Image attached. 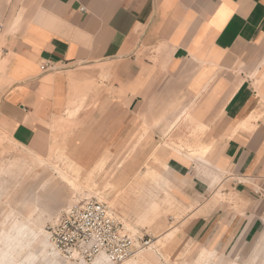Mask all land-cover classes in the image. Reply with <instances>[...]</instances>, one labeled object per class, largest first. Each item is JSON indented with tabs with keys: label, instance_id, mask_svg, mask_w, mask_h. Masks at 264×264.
Masks as SVG:
<instances>
[{
	"label": "crops",
	"instance_id": "0c3cea01",
	"mask_svg": "<svg viewBox=\"0 0 264 264\" xmlns=\"http://www.w3.org/2000/svg\"><path fill=\"white\" fill-rule=\"evenodd\" d=\"M70 112L86 166L104 154L139 152L146 161L156 153L176 198L198 200L210 181L189 153L208 149V165L239 197L257 200L264 0H0V131L41 151L57 144ZM138 165L148 166L124 167ZM208 209L189 213L197 215L183 231L191 247L228 249L247 235L255 212L206 217ZM25 226L12 227L2 247Z\"/></svg>",
	"mask_w": 264,
	"mask_h": 264
},
{
	"label": "rangeland",
	"instance_id": "374dc122",
	"mask_svg": "<svg viewBox=\"0 0 264 264\" xmlns=\"http://www.w3.org/2000/svg\"><path fill=\"white\" fill-rule=\"evenodd\" d=\"M76 118V113H68L66 128L57 144H49L41 151L21 147L0 131V247L3 236L16 224L23 223L52 243L51 257H56L59 264H97V257L85 259L78 250L62 253L51 240L54 227L72 206L93 199L114 210L124 233L144 237L149 242L120 264L141 256L140 264H264V200L260 202L257 196V200L248 202L239 197L230 185V178L208 165L205 160L208 149L205 154L189 153L192 159H199L201 167L197 169L210 181L207 195L198 200L178 199L179 194L171 191V175L155 158L156 153L147 155L146 168L124 167L128 163L146 162L145 157L140 161L139 152L104 154L100 161L84 165L76 156L79 152L74 150ZM151 170L157 172V179L150 178ZM198 205L209 207L206 217L222 211L245 215L253 206L249 232L228 249L191 247L183 231L186 222L197 216L189 213ZM204 251L213 256H201ZM30 254L37 256L33 264H47L36 244L18 248L10 262L28 264Z\"/></svg>",
	"mask_w": 264,
	"mask_h": 264
},
{
	"label": "built area",
	"instance_id": "2783aa9c",
	"mask_svg": "<svg viewBox=\"0 0 264 264\" xmlns=\"http://www.w3.org/2000/svg\"><path fill=\"white\" fill-rule=\"evenodd\" d=\"M255 195L264 200V191ZM51 240L62 253L78 250L85 259L105 254L112 264L123 263L136 249L149 245L144 237L124 233L114 210L93 199L72 206L54 227Z\"/></svg>",
	"mask_w": 264,
	"mask_h": 264
},
{
	"label": "bare ground",
	"instance_id": "6f19581e",
	"mask_svg": "<svg viewBox=\"0 0 264 264\" xmlns=\"http://www.w3.org/2000/svg\"><path fill=\"white\" fill-rule=\"evenodd\" d=\"M251 121L252 119L248 122V124H250ZM31 244H36L41 247L42 258L45 261V263L47 264L60 263L56 257H51L49 248H53L52 243L45 238L42 239L38 231L32 229L29 226H25L22 227L21 230L19 231V237L17 240L13 239V241L6 247H0V264H7L6 260L10 254L12 253L17 254L18 248L20 247L24 248L25 245H31ZM142 258L143 257L141 256L139 259L131 261L130 264H136L140 260H142ZM36 259H37L36 255L30 254L27 259L28 261L27 263L33 264ZM97 264H112V263L110 259L107 257V255L100 254L97 257Z\"/></svg>",
	"mask_w": 264,
	"mask_h": 264
}]
</instances>
